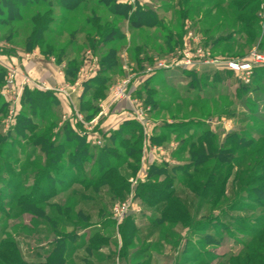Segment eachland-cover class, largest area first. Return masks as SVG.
Returning <instances> with one entry per match:
<instances>
[{
    "label": "rangeland",
    "instance_id": "obj_1",
    "mask_svg": "<svg viewBox=\"0 0 264 264\" xmlns=\"http://www.w3.org/2000/svg\"><path fill=\"white\" fill-rule=\"evenodd\" d=\"M49 1L53 2L50 15L54 20L46 36L68 53L60 61L39 47L25 49L27 19L33 9L20 11L23 19L13 22L20 33L9 40L5 33L12 23L0 25V194L16 193L18 200L31 194L45 159L32 143L30 130L25 129L22 136L15 133L22 91L39 89L22 86L19 75L14 86L5 85V66L11 57L19 71L66 90H40L51 92L56 103L46 104L50 114H42L46 106L35 115L28 116L26 111L30 129L45 124L39 133L63 136L64 124L69 122L90 146H110L108 134L124 121L115 123L127 110L141 118L134 120L140 129L132 126L129 130L134 132L126 136L131 143L140 135L133 146L140 147V162L134 173L125 171L130 174L128 189L115 199L107 196L105 186L93 192L77 182L83 179L85 183L94 175L92 160L78 170L72 168L70 180L68 174L51 171L62 183L55 184V195L37 204V215L18 209L9 212L2 203L7 209L0 211V236L14 240L19 259L27 264H43L59 239L65 241V264H264V158L261 152L249 154L264 139V66L257 69L260 77L255 82L256 68L246 79L245 71L226 67L228 61H246L252 51L264 55V0H258L256 9L249 12L251 19L239 15L235 5L225 6L239 0H132V5L137 2L162 20L161 25L137 29L130 25L136 17L132 10L114 12L111 0H85L73 10ZM47 9L39 8L41 12ZM182 10L187 12L184 18ZM93 11L108 29H116L112 42L104 44L101 32L90 45L86 42L89 26L85 20ZM168 34L172 39L166 45ZM32 49L38 50L39 58L59 66L61 70L56 71L62 82L49 83L45 71L35 70L32 59L25 53L18 55ZM107 51H115L116 64L99 71L100 56ZM73 57L78 66L70 74L66 61ZM160 61L187 65L145 73ZM93 77L105 79L103 89L96 83L84 89ZM75 83L81 85L80 91L71 90ZM243 85L249 91L240 94L237 89ZM119 86L124 97L117 100ZM86 91L91 95L80 100ZM102 127L110 128L104 136ZM89 131L97 137L87 139ZM206 133H212L209 146L222 151L233 146L230 139L226 141L230 133L244 137V142L254 141L233 153H213L204 156L205 162L192 163L190 152L197 151L201 138L208 139ZM73 151L72 146L64 149L58 164L63 171L70 169L68 158ZM149 164L161 167L163 174L147 178ZM147 179L165 186L161 196L153 195L152 203L137 193L138 183ZM126 200L130 212L119 220L114 209ZM56 206L66 208L67 214L62 215ZM127 217L131 219L126 221Z\"/></svg>",
    "mask_w": 264,
    "mask_h": 264
},
{
    "label": "trees",
    "instance_id": "obj_2",
    "mask_svg": "<svg viewBox=\"0 0 264 264\" xmlns=\"http://www.w3.org/2000/svg\"><path fill=\"white\" fill-rule=\"evenodd\" d=\"M85 0H54L55 5L64 10H73L80 2ZM112 1V9L114 12H129L132 10V14L136 17L130 21V25L133 28H140L143 25L156 26L161 25L162 20L158 19L155 15L156 13L149 8H142L136 2L135 5L131 3L125 2L123 0H111ZM258 0H239L232 1L230 5H225L226 7H231L233 5L234 8H237L236 12L238 14H242L245 18L251 19L252 15H249V12L254 11L256 9V4ZM53 2L49 0H0V25L8 26L9 23L12 25L8 26L6 31L5 39L9 40L12 36L20 33L19 27L16 28L13 25V22H20L23 18L21 16L20 11H24L27 9H33L30 17L27 19L29 24L26 35L24 36V45L26 50H30L31 47H39L41 52L46 54L47 56L53 55L57 60H62L63 57L67 56L68 53L65 52L63 47H58L54 42L49 40L46 36L48 32L51 31L50 24L53 22V18L50 15L51 7ZM48 7V11L41 12L39 10L40 7ZM219 6V5H218ZM239 8V9H238ZM239 14V15H240ZM187 15L186 10L181 11V17L184 18ZM238 15V16H239ZM100 17H97L94 11L91 13L89 17L85 20L87 26H89L88 31L85 34V40L90 45L93 42L95 36L98 35V32H101L99 36H101L104 44L110 43L117 36L116 29H108L105 22L101 23ZM146 18V19H145ZM149 18V19H148ZM238 17H236L237 19ZM148 19V20H147ZM88 28V27H87ZM164 28V27H162ZM103 30V31H102ZM170 34V31H167ZM167 36L164 43L169 45L171 41V35ZM248 36H252L248 34ZM264 38V34H263ZM115 51H107L100 56V70L104 71L107 67L114 66L116 64ZM78 66V61L75 57L73 59H69L66 61V72L73 74ZM261 67H257L254 69V77L253 82L259 81V75L257 73ZM2 74L0 75V79L2 78ZM99 77H93L89 79L85 83L84 89L91 86V83H96L98 87H102L105 82L104 78L99 79ZM256 79V80H255ZM264 83V80H263ZM247 85L241 86L238 90L240 94L243 92H247L249 90ZM254 88L253 90H255ZM97 91V90H96ZM87 92V91H86ZM81 95L80 100H82V96H90L91 93L87 92ZM81 102V101H80ZM55 104L56 99L55 96L49 91H38V90H29L24 89L21 93L20 97V111L16 116V123L14 125V130L16 135L22 136L25 129L30 130V136H32V143L41 149V152L45 156L43 160V167H38L39 174L37 176L36 182L34 184V188L31 194L25 195L24 197L17 199L18 195L16 193H9L8 195L0 194V211L5 212L7 207H2V203L8 205L9 209L7 211H14V209H18V211L24 210L25 212H30L31 214L37 215L38 207L37 204L44 201L47 197H51L55 195V184L62 183L58 181L56 177L51 175V171H57L61 176H65L68 174V178L70 180L72 176V168L78 170L80 167L84 165V162L87 160H92V166L95 170L94 175H92L87 181L80 180L77 181L79 184H83L84 188H91L93 192L100 190V187H107L106 194L109 198H121L122 193L126 192L128 189V174L125 171H131V174L137 170L139 166L140 160V147L137 149L133 148L134 145H137L140 140V135L137 139H134L131 143L126 138V136L131 135L134 129H140L138 122L134 120H125L123 121L117 129L110 132L108 134V138L110 139V146L104 144L100 147L95 145L90 146L86 141L85 137L74 131V128L70 125V123L64 124L63 136L61 134L52 135L50 132L39 133L41 127L45 126V124L40 125V127L36 128V126L30 125V118L25 115V112L28 111V116L35 115L37 111L43 110V106H47L49 104ZM45 107L43 115L50 114V107ZM79 107L84 108L82 104L79 103ZM91 115H87V118H90ZM46 123V122H45ZM49 126L53 127V123H46ZM79 125V124H78ZM132 130H129L130 127ZM210 132V131H209ZM140 134V131H139ZM207 134V135H206ZM204 135L207 136L208 139L203 140L200 139V145L197 148V151L190 152L192 163H202L206 161L205 155L211 156L213 153L216 155L218 152L224 153H233L235 150L248 147L253 141V138L247 139L245 142L244 137H239L235 133H230L227 136V140L230 139V143L232 142V148L228 150L222 151V149H217L216 145L210 147V136L212 133H206ZM29 136H26L28 138ZM54 137V138H53ZM53 138V140L51 139ZM69 141V142H68ZM71 141V143H70ZM229 143V144H230ZM206 144L205 148L203 145ZM117 145V147H116ZM68 146H72L73 155L68 158V163L71 167L69 170L60 169L59 160L61 155L64 153V149ZM264 148V139H261L257 142L255 147H253L249 154L259 153L261 152V158H264V152L262 153V149ZM1 150V149H0ZM95 151V152H94ZM212 152V153H210ZM94 153L96 155L94 156ZM219 155V154H218ZM226 158V157H224ZM218 159V158H217ZM1 168V167H0ZM154 170V172H152ZM10 172V170H6ZM5 171V172H6ZM14 173V172H13ZM163 174V169L161 167H157L155 164H151L148 172L147 178H150L152 175ZM165 174V173H164ZM147 181H143L138 183L137 193L138 197L144 202L152 203L153 198L157 194L161 196L164 191V182L154 183ZM13 185L17 188L18 184L15 181H12ZM13 186V187H14ZM14 187V188H15ZM148 189V191H147ZM38 191V193H37ZM144 191V192H142ZM142 192V193H141ZM154 195V197H153ZM58 211H62V215L67 214V209L61 207L58 208ZM40 211V209H39ZM78 214H81L80 211ZM81 216V215H80ZM130 217L126 218L130 220ZM133 225V222L130 221ZM127 222H125L121 227L122 229L126 226ZM55 226V224H52ZM8 236L1 237L0 236V264H27L22 259H19L18 254L14 248V240L7 238ZM55 247L52 251L44 256L43 264H65V241L63 239L54 241ZM32 264V263H30Z\"/></svg>",
    "mask_w": 264,
    "mask_h": 264
},
{
    "label": "built area",
    "instance_id": "obj_3",
    "mask_svg": "<svg viewBox=\"0 0 264 264\" xmlns=\"http://www.w3.org/2000/svg\"><path fill=\"white\" fill-rule=\"evenodd\" d=\"M129 3L132 2V0L127 1ZM188 63L189 60H188ZM182 65H187V63H169V62H158L155 65L151 66V67H147L145 70L146 74H152L154 71L156 70H165V69H172V68H176V67H184ZM260 66H264V55L260 54L259 52L256 51H252L249 54V57L246 61H228L226 64V67L229 70L232 71H245L246 72V79L251 75V71L254 68L260 67ZM5 69L7 70V75L5 77V85L7 87H12L14 86L15 83V78L17 75H19L22 78V86H25L27 84L32 85L33 87L39 89V90H55L58 92H66L65 87H56V86H50L48 85L45 81L43 80H35V78H33L32 76H30L28 73L23 72V71H19L18 70V66H16L15 62H10L9 65L5 66ZM61 69H59L60 71ZM80 84L75 83L74 87H71L72 91H80ZM79 89V90H78ZM80 93V92H78ZM5 97H8L7 93H4ZM116 96H117V100H120L124 97V91L123 89H121V87H118V90L116 91ZM78 119L80 118L79 115L77 114ZM136 119H141L139 116H136ZM96 144H99V141H93ZM130 207L131 204L129 202V200H126L122 203H120L119 205H117L115 207V213L117 216V219L119 218V220H121L122 217H124L125 215H127L130 212Z\"/></svg>",
    "mask_w": 264,
    "mask_h": 264
},
{
    "label": "crops",
    "instance_id": "obj_4",
    "mask_svg": "<svg viewBox=\"0 0 264 264\" xmlns=\"http://www.w3.org/2000/svg\"><path fill=\"white\" fill-rule=\"evenodd\" d=\"M24 53L27 55L26 56V58H30V59H32L33 60V67H35V70L38 72V73H41L42 71L44 72L45 71V77H48L49 78V83H60V82H62L63 81V77L62 76H60L58 73H57V71H59V66H57V68L53 65V64H51V63H53L52 62V60H50V59H47V60H45V59H42L41 57L39 58L38 57V50L37 49H32L31 51H27V52H20L18 55H22L23 57H24ZM11 60V62H12V57L10 58ZM22 59V58H21ZM21 63V62H20ZM21 65H25V63H24V61L21 63ZM57 70V71H56ZM37 74V73H36ZM78 101L79 100V98L77 97V98H75V101ZM76 101V102H77ZM72 104L74 105V101H72ZM125 106V105H124ZM125 108V107H124ZM120 109V108H119ZM121 110V109H120ZM127 110H124V112L123 113H121L120 115H119V119H117L116 121H115V123L116 122H119V120H136V118H134L133 117V115L131 114V113H128V112H126ZM129 114H131L130 116L131 117H127ZM110 128L109 127H102V136H104V134L109 130ZM74 131H75V129H74ZM94 134H96V133H91L90 131H89V135L86 137L87 139H95L97 136H95ZM101 136V137H102ZM99 137V136H98ZM152 163H154V162H152ZM150 165V164H149Z\"/></svg>",
    "mask_w": 264,
    "mask_h": 264
}]
</instances>
